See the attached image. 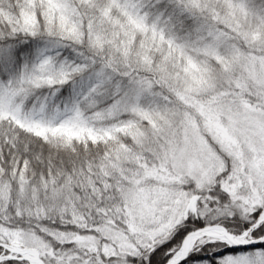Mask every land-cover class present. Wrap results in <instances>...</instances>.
<instances>
[{"label":"snow or ice","instance_id":"6c2138e0","mask_svg":"<svg viewBox=\"0 0 264 264\" xmlns=\"http://www.w3.org/2000/svg\"><path fill=\"white\" fill-rule=\"evenodd\" d=\"M0 264H264V0H0Z\"/></svg>","mask_w":264,"mask_h":264}]
</instances>
